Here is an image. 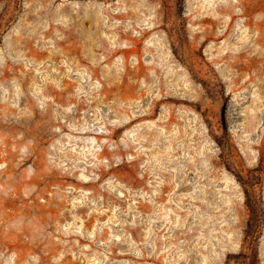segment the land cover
Returning <instances> with one entry per match:
<instances>
[{"label":"rangeland","instance_id":"rangeland-1","mask_svg":"<svg viewBox=\"0 0 264 264\" xmlns=\"http://www.w3.org/2000/svg\"><path fill=\"white\" fill-rule=\"evenodd\" d=\"M0 264H264V0H0Z\"/></svg>","mask_w":264,"mask_h":264},{"label":"trees","instance_id":"trees-1","mask_svg":"<svg viewBox=\"0 0 264 264\" xmlns=\"http://www.w3.org/2000/svg\"><path fill=\"white\" fill-rule=\"evenodd\" d=\"M247 205L251 208L252 206H251V204H250V202H247ZM252 210V209H251Z\"/></svg>","mask_w":264,"mask_h":264}]
</instances>
